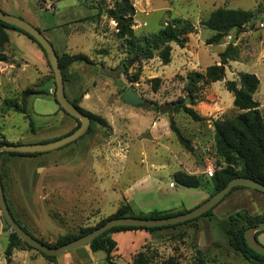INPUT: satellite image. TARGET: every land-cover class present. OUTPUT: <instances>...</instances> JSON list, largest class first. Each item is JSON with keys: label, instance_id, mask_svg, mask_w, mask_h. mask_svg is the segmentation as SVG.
I'll list each match as a JSON object with an SVG mask.
<instances>
[{"label": "rangeland", "instance_id": "obj_1", "mask_svg": "<svg viewBox=\"0 0 264 264\" xmlns=\"http://www.w3.org/2000/svg\"><path fill=\"white\" fill-rule=\"evenodd\" d=\"M113 2L11 0L8 6L1 8L39 28L57 52L84 53L89 57V63L76 62L67 69V79L73 84L72 91L67 94L79 96V106L104 117L110 126L106 128L92 122L91 130L77 140L36 155L34 159L26 158L23 166L27 175L34 173L40 161L50 167L56 180L48 191V198L40 184L47 178L44 174V179L40 177V183L34 184L33 191L18 194L21 204L18 213L11 204L9 206L34 237H43L51 243L60 234L96 224L122 203H129L135 213H147L172 210L168 208L174 205L180 209L192 207L194 194L200 193V189L208 197L211 186L207 179L223 164L216 156L212 120L238 112L233 106L231 92L225 88L227 80L238 79V72L254 73L258 77L259 86L253 98L259 102L264 118V0H131L135 8L132 27L138 39L157 33L163 24L177 19L188 20L194 25L183 47L169 43L167 64H163L158 54L139 59L129 53L126 41L115 35V22L105 13ZM218 7L251 10L252 26L240 32L231 31L218 43L207 44L206 39L212 31L200 21ZM72 18L74 24H65ZM86 23L91 24L87 25L91 31L104 28L105 38L91 31L72 33L74 30H69L72 26L86 27L82 25ZM7 32L10 38L4 48L7 62L1 60L0 67L12 64L14 68L5 76L6 79L9 74L15 76L10 84L0 83V134L13 141L21 139L22 143L28 138L19 135H30L32 128L37 132L44 130V139L60 135L71 118L61 111L54 113L56 105L48 93V86L51 85L54 92L55 85L39 77L40 65L33 54L38 47L23 33L14 29H7ZM229 43L238 46L237 59L224 66L221 80L198 82L192 99L186 89V74L190 71L203 73L206 66L218 63V53ZM20 55L28 59L29 66H21ZM48 71L50 77L49 67ZM128 86L143 100L141 105L131 106L121 100ZM24 87L38 90L28 99L30 119L14 107L20 108ZM178 98H183L185 105L193 108L201 119L194 120L182 109L173 111V102ZM4 112L8 115L3 116ZM170 118L191 141L192 151L178 142L169 127ZM177 170L200 176L205 188L177 185L172 178ZM53 188H58L60 198L53 193ZM137 203H143L147 211L139 209ZM242 210L250 214L263 213L264 193L250 187L238 188L212 209L210 219L201 217L189 224L155 231L145 242H142L143 237L117 236L113 261L133 264V256L142 251L148 256L149 264L169 257H175L180 264H188L199 253L226 263L224 254L230 250L223 231L226 217ZM201 232H204V241L199 244ZM214 244L219 247L217 257L212 249ZM4 247L5 240L0 237V264H7ZM26 250H14L11 264H107L105 253L91 251L88 245L58 255L51 261L35 249Z\"/></svg>", "mask_w": 264, "mask_h": 264}, {"label": "trees", "instance_id": "obj_2", "mask_svg": "<svg viewBox=\"0 0 264 264\" xmlns=\"http://www.w3.org/2000/svg\"><path fill=\"white\" fill-rule=\"evenodd\" d=\"M2 10V9H1ZM5 12V11H4ZM106 16L115 22V35L117 38L126 41L128 51L139 59H147L153 56V49L165 44L164 48L158 52V56L161 58L163 64H167L170 61V42H175L179 46L183 47L186 42L188 33L194 31V25L188 20L177 19L173 22L163 24L157 33L150 36H144L138 39L134 33L132 27V20L135 14V8L131 0H114L110 7L105 10ZM99 14V13H98ZM97 16V15H96ZM94 19L93 16H90ZM253 13L251 10L241 8H227L218 7L212 10L200 23L205 28L212 31V34L206 39V43H218L224 36L228 35L231 31L240 32L247 27L252 26ZM86 19V18H85ZM91 19V20H92ZM7 29H14L20 33L25 34L30 40L35 42L42 51L48 67L50 65L46 59V55L41 46L28 34L24 33L19 28L5 23L0 20V61L7 59L4 48L9 41ZM39 29V28H38ZM40 30V29H39ZM41 31V30H40ZM42 32V31H41ZM55 49V48H54ZM56 51V50H55ZM58 63L62 70L64 84L68 80L66 71L75 62L89 63V57L84 53H58ZM238 46L229 43L222 51L218 53V63H213L206 66L204 72L190 71L186 74L187 79V93L192 99L195 98L194 91L196 85L201 80H207L209 82H215L221 80L224 76L222 68L228 64L229 61H234L238 57ZM50 81L53 84L54 78L50 68ZM237 80H227L225 82V88L231 92L233 100V106L237 109V113L230 117H220L212 120V126L214 131V147L216 156L221 159L222 165L216 169L212 175L207 179L211 190L208 197L221 189L229 179L236 176L249 177L264 184V118L259 108V102L253 98L254 92L259 86V79L254 73L238 72ZM155 82L158 78H153ZM38 93V90L32 87H27L21 92L20 108L16 110L22 111L25 117L30 119V115L27 112L29 107L28 98L32 94ZM66 94V92H65ZM67 96V94H66ZM54 102L58 105L59 109L67 114L63 108L57 103L52 93ZM68 97V96H67ZM74 97L68 99L84 114L88 115L91 123L96 122L101 126L110 128L106 119L98 114L92 113L78 105L80 97ZM174 103L173 111H179L182 109L194 120L201 119V116L191 107L186 106L183 98H178ZM16 105V104H15ZM72 117V116H70ZM76 121L77 128L80 121L77 118L72 117ZM31 123V120H29ZM90 127L87 130H91ZM169 127L174 132L178 142L188 151L193 150L191 141L181 132L180 128L176 125L175 121L169 119ZM74 128V129H75ZM73 129V130H74ZM71 130V131H73ZM70 131V132H71ZM86 132V133H87ZM7 142L6 140H0V144ZM12 155H38L40 153H17V152H1ZM0 153V154H1ZM172 178L177 185L192 188H205L200 176L196 174H189L182 170H177L172 174ZM245 186L233 187L225 196L227 197L232 191L243 188ZM264 193V192H263ZM6 197V196H5ZM223 198V199H224ZM222 199V200H223ZM221 200V201H222ZM7 201V199H6ZM220 201V202H221ZM219 202V203H220ZM8 204V201H7ZM10 209V206L8 204ZM213 209V208H212ZM212 209L203 213L202 215L193 218L191 220L184 221L182 223L157 227H136V226H115L98 237L94 238L87 245L91 251H103L105 253L104 259L107 264H118L113 261L112 252L116 249L117 241L112 237L114 233L124 232L128 230H146L151 235L153 232L175 228L181 224H189L201 217L211 218ZM187 209L179 210H152L150 212H137L135 213L129 203H122L118 206L115 212L111 213L105 218L100 219L96 224L92 226L80 227L77 232H67L60 234L54 240V243L48 242L43 238L34 237L24 225H22L15 217L10 209L15 220L18 224L30 235L39 241L45 243L48 246H58L66 242H69L85 233L90 232L94 228L102 225L106 220L113 217L121 216H138V217H166L175 215L186 211ZM2 216V215H1ZM226 223L223 227V231L226 235V241L228 247L236 254L242 256L250 264H264V256L251 249L245 241L244 231L250 226H254L264 220V212L259 214H250L247 211H236L229 214L226 217ZM4 223V230L7 231L9 226ZM10 230V229H9ZM258 232L255 234L257 235ZM27 248L33 249L24 243L14 232L9 231L7 235V244L4 248V257L7 260V264H11V256L14 250H26ZM36 250V249H35ZM39 251V250H37ZM46 259L53 260L56 256H46L43 252L39 251ZM133 264H149V259L144 252L139 251L133 256ZM156 264H180L175 257H169L166 260L157 262ZM188 264H227L219 262L213 257V259L206 258L200 253L197 254L192 261Z\"/></svg>", "mask_w": 264, "mask_h": 264}, {"label": "water", "instance_id": "obj_3", "mask_svg": "<svg viewBox=\"0 0 264 264\" xmlns=\"http://www.w3.org/2000/svg\"><path fill=\"white\" fill-rule=\"evenodd\" d=\"M0 20L19 28L24 33L31 36L41 46V48L44 50L46 59L53 73L55 85V100L67 114L74 118H77L80 121L79 126L73 131L53 140L34 143H2L0 144V153L3 151L17 153H43L60 148L77 140L87 132L90 127L91 120L88 115L82 113L66 96L62 70L58 63V55L52 43L43 35V33L37 27L33 26L21 17L6 13L0 9ZM164 46L165 44L153 49V54H157L158 52H160L164 48ZM2 61L7 62V59ZM126 64H129V62H126ZM224 71L225 69L223 67V74ZM120 98L124 103L131 106H139L143 103V100L138 96V94L133 90L131 86H128L126 89H124ZM235 186L250 187L258 191L264 192L263 183L249 177L236 176L229 179L228 182L214 194L210 195L198 205L187 209L184 212L166 217L121 216L109 218L102 225L94 228L90 232L85 233L69 242L58 246L46 245L45 243L34 238L18 224L8 207L1 178L0 212L4 221L9 226L10 231L14 232L24 243H26L33 249L43 252V254L46 256H58L87 245L94 238L98 237L108 229L115 226L157 227L174 225L187 220H191L214 208L224 198V196ZM259 231H264V220L254 226L246 228L244 231V238L246 244L251 249L264 256V245H262L257 240L255 234ZM203 241L204 232H201L199 244H202Z\"/></svg>", "mask_w": 264, "mask_h": 264}, {"label": "crops", "instance_id": "obj_4", "mask_svg": "<svg viewBox=\"0 0 264 264\" xmlns=\"http://www.w3.org/2000/svg\"><path fill=\"white\" fill-rule=\"evenodd\" d=\"M10 1L11 0H0V9L2 7L8 6V3ZM56 1L57 0H55V2ZM54 11H55V5H54ZM54 11H52V12H54ZM67 23L74 24L73 18L70 19L68 22H65V24H67ZM82 25H84V26L86 25V27L81 26L78 29L77 27L72 26L69 28V30H74L72 33L91 31L90 28L87 27V25H91L90 23H86V24H82ZM91 32H93L94 35L102 36L103 38H105V36H106V34H105L106 30L104 28L99 29V30L98 29L92 30ZM8 37H9V35H8ZM9 41H10V38H9ZM33 43H35V42H33ZM35 45L38 47V45L36 43H35ZM38 49H39L38 51L34 50L35 53H33V54H34V56L36 55V59L38 60L37 64L40 65L39 66L40 70L38 71L39 77H40L41 81L42 80L43 81L44 80L50 81V79L48 77L49 71H48L47 62H46L44 55H43V53L39 47H38ZM63 52H67V51H62V52H58V53L60 54ZM19 61H21V66H29L30 65V62L28 61V59H26V57H24V55H20ZM33 65L35 66L34 63H33ZM72 66L73 65H71L70 67H72ZM70 67L68 69H71ZM10 68H14V66L12 64H9V65H6L4 68L0 67V83H1V81H4V82L7 81V82H9L8 84H10V82L11 83L14 82L13 76H15V75L13 73L9 74L7 79L5 76V73ZM25 88H27V87H24L23 89H25ZM72 88H73V84H72V81H70V79H69L64 84V89H65L66 94L68 92L70 93L72 91ZM85 92H87V91H85ZM48 93L51 95L53 93L51 85L48 86ZM68 94H67V96L69 97ZM74 97H76V96L69 97V98L73 99ZM55 105H56V107L54 109V113L57 114L61 110L59 109V107L56 103H55ZM62 113L65 114L64 112H62ZM7 115H8L7 112L3 113V116H7ZM70 118H71V121L68 122L66 129L60 135L54 136L52 138L44 139V134H43L44 130L37 132V131L33 130V128L31 129L30 135H27V133H26V136L22 137L23 134H20L19 137L28 138V140L24 143L44 142L46 140L48 141V140H53V139L59 138L61 136H64L65 134H68L71 130H73L75 128L76 121L72 117H70ZM2 139L6 140L7 142H10V143H22V141H20L21 139H18V141H13V139L11 137H7L5 134H0V140H2ZM44 153H47V152H43V153H40L38 155H42ZM34 157H36V155H30V156L29 155H12V154H8V153H1L0 154V178H1L2 185H3L4 194L6 196L8 204H11V206L14 208L16 213H18L19 206L21 205L18 202L19 201L18 200L19 199L18 194H22V193L28 194L29 191L30 192L33 191L35 189L34 184L36 183V186H37L40 183L39 182L40 177L41 178L43 177V179H44V174L46 175V177L48 179L46 178V180L40 184H41L42 188L44 189L45 194H47L48 191L51 190L50 187L52 186L53 181L56 180L55 177L53 176L54 173L52 174V172L50 170V167L48 165L44 164L43 162H40V161L36 163L35 168H34V173H32V174L30 173V175H27L26 169L24 167L25 162H26V158L34 159ZM49 180H51V181L49 182ZM194 189H200V188H194ZM52 191H53V193L57 194L58 198H60L59 197L60 192H59L58 188H53ZM200 191H201L200 193L194 194V197H195V203L194 204L195 205H192V207L198 205L199 203H201L203 200L206 199L207 194H205V192L201 189H200ZM43 194H44V192H43ZM48 196H50V193H48L46 197L48 198ZM52 199L53 198H51V200ZM137 204H138L137 207L139 209H142L143 211H147L146 207L144 205H142L143 203L140 205H139V203H137ZM192 207L191 206L186 207V209L187 208L190 209ZM168 209H175L176 210V209H180V208L178 206L174 205ZM22 225H24V224H22ZM7 235H8V232L6 230H4V223H3L1 212H0V237L5 240V246L7 244ZM117 236L118 237L125 236L129 239L136 238V237H143L144 239L142 242H145L146 240L151 239V234L146 230H128V231H124V232H117V233H114L112 235V237L116 240H117ZM40 238H43V237H40ZM256 238H257V240H259L261 243L264 244V231H259L256 235ZM212 249H213V252L216 253V257H217V254L219 253V247H217V245L214 244V245H212ZM25 251L27 252V250H23V252H25ZM224 259L227 260L226 261L227 264H236V263L238 264L239 262H242L243 264H250L246 259H244L242 256L234 253L231 249L225 251ZM11 260H12V258H11Z\"/></svg>", "mask_w": 264, "mask_h": 264}, {"label": "built area", "instance_id": "obj_5", "mask_svg": "<svg viewBox=\"0 0 264 264\" xmlns=\"http://www.w3.org/2000/svg\"><path fill=\"white\" fill-rule=\"evenodd\" d=\"M211 173V172H210Z\"/></svg>", "mask_w": 264, "mask_h": 264}]
</instances>
